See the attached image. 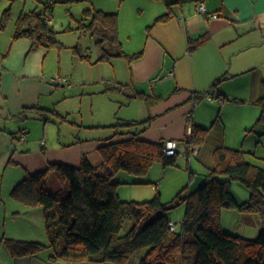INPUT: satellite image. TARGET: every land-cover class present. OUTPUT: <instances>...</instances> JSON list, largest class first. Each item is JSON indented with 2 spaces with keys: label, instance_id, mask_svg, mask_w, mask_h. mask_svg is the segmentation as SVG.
<instances>
[{
  "label": "trees",
  "instance_id": "obj_1",
  "mask_svg": "<svg viewBox=\"0 0 264 264\" xmlns=\"http://www.w3.org/2000/svg\"><path fill=\"white\" fill-rule=\"evenodd\" d=\"M52 7L53 2L48 1L43 11L35 8L22 12L16 21L14 38H31L32 48L61 46L58 31L47 21L51 18L48 10ZM9 10H5L0 20L1 29L6 26ZM87 11L90 20L82 21L80 27L98 37L103 50L100 59L116 56L132 62L141 57L143 52L124 50L119 37L118 12L96 8ZM172 15V11L162 14L155 23L167 21ZM206 38L201 35L190 41L189 52L192 53ZM225 78L226 75L219 76L211 87H218ZM125 85L114 81L110 88L121 90ZM207 93L197 94L195 103ZM132 97L143 98L149 106L160 99L143 91H135ZM150 119L119 121L113 125L116 132L99 146L105 165L110 167L106 173L100 172L87 155H83L79 165L50 163L47 169L28 173L19 181L11 195L27 205L43 206L50 244L6 238L12 255L35 256L46 247H52L51 259L62 258L68 263L115 261L130 264L135 256L133 264H264V167L247 159L243 148L226 145L223 127L218 122L210 127L192 123L191 133L185 139L189 155L199 147L196 156L203 161L206 154L209 157L205 163L207 179L197 189L188 190L187 185L166 202L159 190L152 199L144 201L120 197L117 191L120 181L114 179L119 171L146 175L157 161L164 167L177 165L179 149L168 155L166 140L143 138L141 134L146 127L132 129L145 125ZM204 147L206 149L202 152ZM50 171L59 173L66 187L55 189L50 184ZM222 175L227 179H222ZM234 179L249 188V199H237L231 188ZM180 204L186 206L184 216L179 227L171 230L173 221L169 210ZM224 208L259 214L262 228L258 235L246 237L224 230L221 221ZM128 220H132V224L123 233ZM144 249V254L138 255Z\"/></svg>",
  "mask_w": 264,
  "mask_h": 264
},
{
  "label": "crops",
  "instance_id": "obj_2",
  "mask_svg": "<svg viewBox=\"0 0 264 264\" xmlns=\"http://www.w3.org/2000/svg\"><path fill=\"white\" fill-rule=\"evenodd\" d=\"M147 1L151 11L144 25L148 26L150 32L146 31L140 49H125L119 25L124 50L143 53L132 62H120L128 77L120 79L115 71L113 74L119 82L130 85L132 90L129 95L143 91L160 97L153 105L149 106L146 102L147 106L141 113L146 115L142 119H130L151 118L150 121L132 129L146 127L141 136L147 140H176L182 153L180 145L191 133L189 117H192L193 123L205 127L218 122L223 127L225 143L226 124L221 113L222 104L225 100L237 99L239 92L237 87H229V83H236L249 101L263 98L264 0ZM201 1L206 3L208 12H218L220 16L211 17L208 13H201L198 10ZM35 8L43 11L45 5ZM169 11L173 14L169 20L155 23L158 16ZM51 24L55 28L52 17ZM125 27L122 26L123 31ZM15 30L16 27L0 30V191L3 185L9 188L13 186V189L28 173L45 170L50 163L79 165L83 155H87L100 172L110 171L99 152V146L111 135L98 137L94 141L73 136L64 139L62 134L49 127L53 116L64 112L58 107L69 95L67 85L56 84L52 77H48L65 69L61 64V54L57 63L52 48H32L31 38H14ZM201 35L207 38L190 53V41ZM87 56L83 55V58ZM87 59L91 60V57ZM68 70L71 71L70 67ZM172 70L174 75L168 76ZM159 72L166 75L158 78ZM222 75H226V78L218 87L212 88V83ZM205 92H208L206 95L213 93L214 97L220 99V95L224 99L215 105L208 100L202 101L206 97L204 95L201 103H195L196 95ZM135 99L143 98L133 97ZM116 123L110 124L113 126ZM22 131L26 132L25 139L20 136ZM187 151L186 145L183 151L186 156L189 155ZM119 173L114 179L121 182ZM55 175V171H50L49 179ZM63 186L66 187V182ZM243 215L249 222L258 225L260 232L261 216L257 213Z\"/></svg>",
  "mask_w": 264,
  "mask_h": 264
},
{
  "label": "rangeland",
  "instance_id": "obj_3",
  "mask_svg": "<svg viewBox=\"0 0 264 264\" xmlns=\"http://www.w3.org/2000/svg\"><path fill=\"white\" fill-rule=\"evenodd\" d=\"M42 1V2H40ZM52 1L53 9L48 13L52 17L57 37L62 42L61 46L53 47L56 53L57 63L65 68L62 73L58 71L49 74L66 76L72 86L66 87L69 91L67 98L60 102L59 109L64 111L55 114L53 121L48 125L56 132L62 134V138L81 137L94 141L98 137H106L114 134L116 128L110 123L130 119H142L146 101L133 100L130 85H125L121 90L110 88V84L118 81L114 78L117 74L120 79L128 77L120 63H128L125 57H112L100 59L103 50L98 43V37L92 35L89 30L80 27L82 21H89L87 9H104L119 13V25L121 26V39L124 40L125 49H140L145 41V34L150 32L146 23L150 4L147 0H0V20L6 9L10 8V15L6 19L5 28H15L19 14L30 11L37 5H45ZM44 3V5H43ZM87 18V19H85ZM84 19V20H83ZM126 25V27H125ZM123 27L126 28L123 31ZM1 30V28H0ZM147 31V32H146ZM132 35V37H130ZM109 44H107L108 46ZM89 55L91 60L83 58ZM70 67L71 71H67ZM71 73L70 75H66ZM168 74V71L166 72ZM159 72L158 78L166 75ZM70 76V77H69ZM116 77V76H115ZM119 82V81H118ZM229 87H237V99L225 100L222 104V116L226 124L225 144L243 148L247 153V159L264 167V94L258 101H249L242 89L236 83H229ZM208 95H215L210 93ZM219 105L220 99L208 96L202 101ZM202 101H199L201 103ZM143 115V116H142ZM182 153H180L177 165L167 166L161 162H155L146 175H134L126 170L119 171L121 182L117 185V191L122 199L144 201L152 199L157 191L161 192L164 202L173 199L178 192L188 185V190H195L201 182L207 179L208 155L204 161L196 156L183 154L186 142L182 141ZM50 184L58 189L64 185L63 177L55 172ZM222 179L227 176L222 175ZM202 180V181H201ZM201 181V182H200ZM156 183L158 185L156 186ZM231 188L239 201H245L250 197V190L240 180H232ZM12 187L3 185L0 191V264H119L115 261L96 262L82 261L68 263L62 258L55 261L51 259L54 254L52 247H46L35 256L25 255L14 257L7 246L5 239H25L50 244L46 232L45 215L43 206L27 205L11 195ZM158 187V189H157ZM185 204H180L169 210V216L173 222L182 220L185 213ZM43 209V210H42ZM238 208H224L221 221L224 230L232 233H243L248 237H255L259 232V226L249 222L245 213ZM132 220H128L124 226L125 233L131 226ZM145 249L138 255L144 254ZM135 256L130 260L133 264Z\"/></svg>",
  "mask_w": 264,
  "mask_h": 264
},
{
  "label": "built area",
  "instance_id": "obj_4",
  "mask_svg": "<svg viewBox=\"0 0 264 264\" xmlns=\"http://www.w3.org/2000/svg\"><path fill=\"white\" fill-rule=\"evenodd\" d=\"M198 10L201 13H208V15L211 17H219L220 16V14L218 12H211V13L208 12L206 3L204 1H201L199 3ZM47 21L49 23H51V18H49ZM173 75H174V71L172 70L169 72L168 76H173ZM52 81L56 84H63V85L72 86V84L69 82V78L66 76L56 75V76L52 77ZM206 96H208L210 99H212L214 97L212 95H206ZM222 100L223 99L221 98V101ZM192 123H193V118L189 117V129H190V131L192 130ZM20 136L22 139H25L26 138V132L22 131L20 133ZM177 150H178V142L176 140L169 139L166 141V147H165L166 154H168V155L175 154L177 152ZM198 150H199V147H196L194 149V152L197 153ZM157 185H158V183H156V186ZM178 227H179V224H177L175 222H172L170 225L171 230H176Z\"/></svg>",
  "mask_w": 264,
  "mask_h": 264
}]
</instances>
